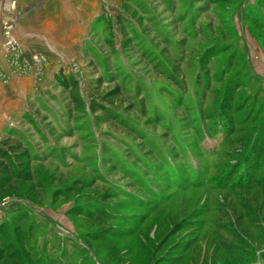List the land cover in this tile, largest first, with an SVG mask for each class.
I'll list each match as a JSON object with an SVG mask.
<instances>
[{"label": "rangeland", "instance_id": "obj_1", "mask_svg": "<svg viewBox=\"0 0 264 264\" xmlns=\"http://www.w3.org/2000/svg\"><path fill=\"white\" fill-rule=\"evenodd\" d=\"M9 7L0 145L44 182L0 199V264H264V0H57L48 46ZM98 78L126 126L88 111Z\"/></svg>", "mask_w": 264, "mask_h": 264}, {"label": "trees", "instance_id": "obj_2", "mask_svg": "<svg viewBox=\"0 0 264 264\" xmlns=\"http://www.w3.org/2000/svg\"><path fill=\"white\" fill-rule=\"evenodd\" d=\"M103 81L104 78L93 81V94L90 97L88 111L97 119H103L105 122L115 121L126 126L127 122L116 114L129 111L132 105L129 103L127 107L113 106L115 100L122 101V92L118 86L102 90ZM63 86L67 90L72 109L80 110L83 102L78 96L77 81L65 76ZM67 117L75 119L71 112L67 113ZM38 162L40 156L29 142L20 139L15 143L10 139L3 140V145H0V199L4 195L21 193V188L27 184L29 190H32L35 184H43L44 176L40 175V169L35 166ZM146 187L151 188L147 185Z\"/></svg>", "mask_w": 264, "mask_h": 264}, {"label": "crops", "instance_id": "obj_3", "mask_svg": "<svg viewBox=\"0 0 264 264\" xmlns=\"http://www.w3.org/2000/svg\"><path fill=\"white\" fill-rule=\"evenodd\" d=\"M12 1L15 2L18 11V15L15 18V27L13 32L15 37L18 38L19 44L24 46H48L47 42H45V44L41 43L43 38L41 35H45V40L48 35L50 36V23L52 22L51 14L55 13L57 9V0H0L1 18L4 16V13H7L12 9L9 7V4L12 3ZM67 29V25L65 24H55L53 27V30L55 31H66ZM70 35H72V37L74 36L73 27L71 28ZM6 68L9 70V67L6 66ZM3 93L4 91L1 90L0 94Z\"/></svg>", "mask_w": 264, "mask_h": 264}]
</instances>
